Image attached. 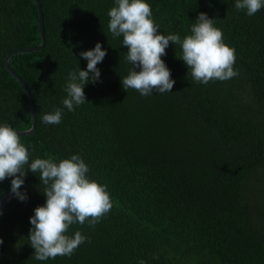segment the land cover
<instances>
[{
  "label": "trees",
  "instance_id": "1",
  "mask_svg": "<svg viewBox=\"0 0 264 264\" xmlns=\"http://www.w3.org/2000/svg\"><path fill=\"white\" fill-rule=\"evenodd\" d=\"M40 1L45 48L10 60L36 112V133L21 143L30 162L80 155L113 207L94 227L70 226L68 235L89 238L71 257L38 261L28 236L45 185L29 171L27 200L13 198L0 219V264H264V7L248 16L235 0H146L165 35H190L201 12L214 19L239 75L198 84L170 43L161 58L176 83L145 97L122 86L132 65L123 37L107 27L114 0ZM97 42L107 51L100 79L85 85L87 102L68 111V73L87 69L79 54ZM41 43L35 0H0V125L31 129L28 95L5 59ZM57 108L62 122L44 124ZM10 188L11 178L0 182V199Z\"/></svg>",
  "mask_w": 264,
  "mask_h": 264
},
{
  "label": "clouds",
  "instance_id": "2",
  "mask_svg": "<svg viewBox=\"0 0 264 264\" xmlns=\"http://www.w3.org/2000/svg\"><path fill=\"white\" fill-rule=\"evenodd\" d=\"M109 12L108 30L115 37H123L122 46L128 49L125 59L132 65L127 76L121 78L125 91L134 89L142 96L171 92L176 81L162 56L170 43L179 45L181 57L189 69L188 76L198 84L210 81H226L239 75L234 70L235 49L224 42L221 29L214 26V19L201 12L191 25V34L183 39L178 34L161 33L160 25L152 15L146 0H114ZM264 7V0H235L237 10L255 15ZM87 61V69L80 67L68 73L65 84L64 108L75 111L76 106L87 102L84 87L96 83L101 76L97 67L107 55L106 49L97 42L93 49L80 52ZM136 69H140L137 71ZM126 100V99H125ZM63 109L42 116V122L58 125L62 122ZM30 146L21 143V137L9 124L0 125V182L11 178L10 192L20 201L27 200L21 191L29 171L39 173L45 185L46 203L34 210L30 217L32 228L28 236L38 261L71 257L88 237L76 231L68 235L74 224L89 226L98 224L109 213L113 203L106 185L87 177L89 166L80 155H72L58 163L51 157L36 158L30 162ZM27 166V167H26ZM19 174V175H17ZM3 241L0 240V244ZM139 264H146L140 260Z\"/></svg>",
  "mask_w": 264,
  "mask_h": 264
},
{
  "label": "water",
  "instance_id": "3",
  "mask_svg": "<svg viewBox=\"0 0 264 264\" xmlns=\"http://www.w3.org/2000/svg\"><path fill=\"white\" fill-rule=\"evenodd\" d=\"M37 8H38V14H39V26H40V32L42 37V43L38 47H30V48H24V49H18L10 52L6 59H5V68L6 70L21 84V86L24 88L26 94L28 95L29 99V112H31V118H32V127L29 130L25 131H17V133L20 136H30L36 133V112L34 111V100L33 96L31 94V91L27 84L22 80V78L13 70V68L10 65L11 57L15 54H21V53H35V52H41L46 45V34H45V25H44V14H43V8L40 0H35ZM19 175V174H17ZM14 198V194L11 192L7 193L5 196H3L0 199V219L5 211L6 205Z\"/></svg>",
  "mask_w": 264,
  "mask_h": 264
}]
</instances>
